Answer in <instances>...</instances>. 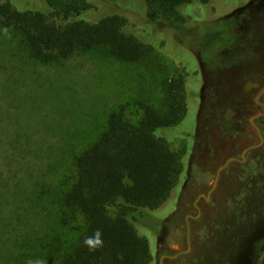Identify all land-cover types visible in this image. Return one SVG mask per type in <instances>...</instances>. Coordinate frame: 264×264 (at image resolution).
<instances>
[{
  "label": "rangeland",
  "instance_id": "1",
  "mask_svg": "<svg viewBox=\"0 0 264 264\" xmlns=\"http://www.w3.org/2000/svg\"><path fill=\"white\" fill-rule=\"evenodd\" d=\"M5 1L19 11L46 8L45 0ZM89 2L94 9L79 19L96 22L113 14L124 16L127 31L151 46L146 59L129 64L91 51L59 65H45L27 56L17 34L0 35V191L5 195L0 216L11 221L13 241L23 243L19 251L8 244L9 260L17 264L59 263L63 251L53 254L57 263L48 261L38 254V239L47 231L69 241L76 236L58 227L53 202L69 182L74 156L99 136L108 115L119 106L126 105L133 118L138 111L134 101L157 104L165 85L182 76V68L193 74L198 66L193 54L200 48L203 28L230 17L241 0H196L181 7L180 13L188 18L184 29L149 22L142 0ZM156 134L161 136V130ZM162 134L173 143L180 137L176 129ZM148 229V221L139 223V234L145 236Z\"/></svg>",
  "mask_w": 264,
  "mask_h": 264
},
{
  "label": "trees",
  "instance_id": "2",
  "mask_svg": "<svg viewBox=\"0 0 264 264\" xmlns=\"http://www.w3.org/2000/svg\"><path fill=\"white\" fill-rule=\"evenodd\" d=\"M142 1L149 22L184 29L188 18L179 9L196 0ZM45 4L43 10L19 11L9 1L0 0V35L17 34L34 62L59 65L75 54L98 51L108 60L140 64L152 50L127 31L128 21L122 15L96 22L79 19L94 9L89 0H45ZM221 38L227 40L224 35ZM200 39L204 50L220 35L206 25ZM182 69L180 78L165 85L161 102L134 101L142 114L136 111L133 118L127 115L126 105L119 106L108 115L99 136L74 156L69 182L59 188L53 202L58 227L76 236L69 241L61 233L47 231L38 239L42 258L56 261L53 254L63 251L57 264H151L147 232L139 234L138 225L142 221L150 224L152 212L168 201L183 172L181 150L162 134L173 130L187 112L186 71ZM159 130L161 136L156 134ZM4 196L0 191L1 210ZM0 219V264H17L9 260L8 244L19 251L23 243L13 241V229L8 228L11 221ZM97 229L103 247L89 251L84 240ZM258 264H264V259Z\"/></svg>",
  "mask_w": 264,
  "mask_h": 264
},
{
  "label": "flooded vegetation",
  "instance_id": "3",
  "mask_svg": "<svg viewBox=\"0 0 264 264\" xmlns=\"http://www.w3.org/2000/svg\"><path fill=\"white\" fill-rule=\"evenodd\" d=\"M208 25L220 39L202 40L184 74L187 112L173 128L183 172L150 216L151 264L264 259V0Z\"/></svg>",
  "mask_w": 264,
  "mask_h": 264
},
{
  "label": "clouds",
  "instance_id": "4",
  "mask_svg": "<svg viewBox=\"0 0 264 264\" xmlns=\"http://www.w3.org/2000/svg\"><path fill=\"white\" fill-rule=\"evenodd\" d=\"M84 245L89 251H96L98 248L103 247L102 233L97 229L91 236L84 240Z\"/></svg>",
  "mask_w": 264,
  "mask_h": 264
}]
</instances>
